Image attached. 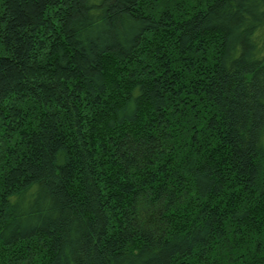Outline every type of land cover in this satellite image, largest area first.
Returning a JSON list of instances; mask_svg holds the SVG:
<instances>
[{
    "label": "trees",
    "instance_id": "16d2710c",
    "mask_svg": "<svg viewBox=\"0 0 264 264\" xmlns=\"http://www.w3.org/2000/svg\"><path fill=\"white\" fill-rule=\"evenodd\" d=\"M0 264H264V0H0Z\"/></svg>",
    "mask_w": 264,
    "mask_h": 264
},
{
    "label": "rangeland",
    "instance_id": "374dc122",
    "mask_svg": "<svg viewBox=\"0 0 264 264\" xmlns=\"http://www.w3.org/2000/svg\"><path fill=\"white\" fill-rule=\"evenodd\" d=\"M72 59H73V64H74L76 60H75V58H72ZM75 65H77V61H76Z\"/></svg>",
    "mask_w": 264,
    "mask_h": 264
}]
</instances>
